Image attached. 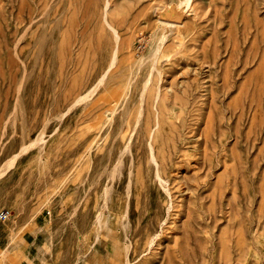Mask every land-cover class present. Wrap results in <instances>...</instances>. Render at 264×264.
Wrapping results in <instances>:
<instances>
[{"label":"rangeland","instance_id":"1","mask_svg":"<svg viewBox=\"0 0 264 264\" xmlns=\"http://www.w3.org/2000/svg\"><path fill=\"white\" fill-rule=\"evenodd\" d=\"M182 1L0 0V212L36 264H264V0Z\"/></svg>","mask_w":264,"mask_h":264},{"label":"crops","instance_id":"2","mask_svg":"<svg viewBox=\"0 0 264 264\" xmlns=\"http://www.w3.org/2000/svg\"><path fill=\"white\" fill-rule=\"evenodd\" d=\"M21 227V228H19ZM41 226L37 221L11 229L0 221V264H36L40 249Z\"/></svg>","mask_w":264,"mask_h":264},{"label":"bare ground","instance_id":"3","mask_svg":"<svg viewBox=\"0 0 264 264\" xmlns=\"http://www.w3.org/2000/svg\"><path fill=\"white\" fill-rule=\"evenodd\" d=\"M180 1H181V0H180ZM183 1H184V0H183ZM183 1H182V2H183ZM186 2H187V4H188V0H185V3H186ZM189 3H190V1H189ZM181 4H182V3H181ZM178 5L180 6V4H178ZM178 5H177V9L179 8ZM170 9H171V8H168L167 11L170 12ZM166 13H167V12H166ZM181 16H182V14H181ZM161 38H163V37H161ZM161 38H160L159 42L161 41ZM164 38H165V37H164ZM165 39H166V38H165ZM163 41H164V40H162V42H163ZM156 42L158 43V40H157ZM162 42H161V43H162ZM157 43H156V44H157ZM161 43H160V44H157L158 46L155 48V52H153V54H154L156 57H158L157 54H159V52L161 51V48H162V46L160 47ZM164 43H165V41H164ZM156 44H155V45H156ZM155 45H154V46H155ZM163 45H164V44H163ZM163 47H164V46H163ZM154 55H152V57H153ZM156 57H154L155 60L153 59V61H156ZM115 62H116V59L114 60V63H115ZM153 63H154V62H153ZM156 63H157V62H156ZM151 66L153 67L154 64H153V65L151 64ZM154 67L156 68L157 66H154ZM153 69H154V68H153ZM157 69H158V68H157ZM149 73H150V75H151V72H149ZM105 76H106V75H104V76L101 78V80H100L101 83L104 81ZM149 78L151 79V77H149ZM150 79H149V80H150ZM146 80H148V79H146ZM146 80H145V81H146ZM148 82H149V81L146 82L147 85L145 84V86H144L145 88L143 87V88H142V89H143L142 91H144V89H145V91H146V87H149ZM159 87H160V86H159ZM159 87H158V88H159ZM158 88H157V89H158ZM158 90H159V89H158ZM158 90H157V91H158ZM145 91H144V92H145ZM147 91H148V90H147ZM155 91H156V90H155ZM142 93H143V92H142ZM156 93H157V92H156ZM90 94H91V93H90ZM87 96H89V95H86V96H84V97H87ZM154 96H156V95H154ZM143 97H144V95L142 96V98H143ZM157 97H159V92H158V95L155 97V99H157ZM87 98H88V97H87ZM142 100H143V99H142ZM154 102H155V101H154ZM155 103H156V102H155ZM152 106H153V105H152ZM154 106H157V105H154ZM115 108H116V107H115ZM156 108H158V107H156ZM140 109L142 110L141 106H140ZM155 111H156V110H155ZM141 112H142V114H143V110H142ZM141 112H140V113H141ZM156 112H158V111H156ZM156 112H155L154 114H156ZM113 113H114V111H113ZM138 114H139V113H138ZM138 114H137V117H142V116H138ZM142 114H141V115H142ZM111 115H112V113H111ZM139 115H140V114H139ZM154 116H155V115H154ZM156 117H157V116H156ZM161 117H162V116H161ZM111 118H112V117H111ZM111 118H110V119H111ZM123 119H124V118H123ZM135 120H136L135 122H138V118L135 119ZM156 120H157V119H156ZM159 120H160V119H159ZM125 121H126V120H125ZM140 121H141V120H140ZM155 122L157 123V121H155ZM123 123H124V122H123ZM124 124H125V123H124ZM157 124H158V123H157ZM134 125H137V124H134ZM122 126H123V125H122V123H121V126H120V127H121V128H124V127H122ZM156 127H157V126H156ZM151 129H153V128H151ZM151 129H150V136H151V137H149V138H152V137H153V136L151 135V134H152V130H151ZM132 130H133V129H132ZM120 131L122 132V129H121ZM133 131H134V130H133ZM137 131H138V130H137ZM121 132H120V133H121ZM129 136H131V134H129ZM131 139H132V137H131ZM128 140H129V138H128ZM148 140H149V139H148ZM126 142H127L128 145H130V143H129L130 141H129V142L126 141ZM150 142H151V141H150ZM150 142H149V143H150ZM149 143H148V144H149ZM128 145H127V147H125V149H126V148H129V147L131 146V145H130V146L128 147ZM152 145H153V144L149 145V147H151V148H150V149H151L150 151H151V154H152V157H153V158H151V159H155V160H157V157H156V155H155V153H154V152H155V151H154L155 148H153ZM125 146H126V144H125ZM123 148H124V147H123ZM123 150H124V149H123ZM148 150H149V149H148ZM125 151H126V150H125ZM150 151H149V152H150ZM153 151H154V152H153ZM151 154H150V156H151ZM163 154H164V152H163ZM149 158H150V157H149ZM131 160H132V159H131ZM158 161H159V160H158ZM131 162H132V161H131ZM135 162H136V161H135ZM10 163H12V162H10ZM10 163H9V164H10ZM149 163L151 164V162H148V165H150ZM9 164H8V165H9ZM12 164H13V163H12ZM134 164H135V163H134ZM131 165L133 166V164H131ZM131 165H130V166H131ZM155 165H156V164H155ZM157 165H160V166H161V164H158V163H157ZM157 165H156V166H157ZM116 166H117V165H116ZM116 166H114V167H116ZM156 166H155V167H156ZM155 167H154V168H155ZM116 168H117V167H116ZM116 168H114V169L112 170V172H113ZM118 168H119V167H118ZM118 168H117V170H118ZM149 168H150V167H149ZM152 168H153V167H152ZM157 168H158V166L155 168V169H156V172H158V171H157ZM160 169H161V168H160ZM160 169H159V170H160ZM115 171H116V170H115ZM115 171H114V173H115ZM118 171H119V170H118ZM118 171H117L116 173H118ZM119 172H120V171H119ZM130 172H131V170H130ZM130 172H129V175H130ZM114 173H112V176L114 175ZM120 173H121V172H120ZM133 173H134V172H133ZM153 173L155 174V171H154ZM131 174H132V172H131ZM156 174H157V173H156ZM162 175H163V174H162ZM119 176H120V175H119ZM157 176H158V175H157ZM160 176H161V175H159V177H160ZM106 177H107V176H106ZM109 177H110V175H109ZM159 177H158V179H159ZM112 178L115 179L114 177H111V179H112ZM160 178H161V177H160ZM161 179H162V178H161ZM163 179H164V178H163ZM105 180H106V179H105ZM127 180H128V183H127L128 185H130L131 182H134V181H130L131 179H130V180L127 179ZM127 180H126V181H127ZM132 180H133V178H132ZM165 180H166V179H165ZM107 181H108V180H107ZM110 181H111V180H110ZM113 181H114V180H113ZM129 181H130V184H129ZM159 181L162 182L161 184H163V181H164V180H163V181L159 180ZM159 181H158V182H159ZM164 182H165V181H164ZM113 183H114V182H113ZM104 184H105V183H104ZM110 184H112V183L110 182ZM166 184H167V183H166ZM106 185H107V184H106ZM128 185H127L126 187H128ZM110 186H112V185H109V187H110ZM164 186H165V184H164ZM164 186H163V187H164ZM163 187H162V188H163ZM105 188H106V187H105ZM107 188H108V187H107ZM107 188H106V190H107ZM112 188H114V187H112ZM112 188H111V189H112ZM167 188H168V187H167ZM167 188H165V189H167ZM114 189H115V188H114ZM125 190H126V188H125ZM127 190H130V189L127 188ZM102 191H103V190H102ZM109 191H111V190H109ZM112 191H113V190H112ZM104 192H105V191H104ZM107 192H108V190H107ZM131 192H132V191H131ZM131 192H128V193H131ZM114 193H115V192H114ZM166 193H167V190H166ZM125 194H127V193H125ZM171 194H172V193H171ZM174 194H175V193H174ZM103 195H104V193H103ZM109 195H110V194H109ZM123 195H124V194H123ZM123 195H122V196H123ZM128 195H129V194H128ZM130 195H131V194H130ZM105 196H107V195H105ZM167 196H168V195H167ZM169 196H170V195H169ZM100 197H101V195H100ZM103 197H104V196H103ZM125 197H127V196L125 195ZM171 197H172V196H171ZM174 197H177V196H174ZM106 198H107V200H108L110 197H106ZM168 198H169V197H168ZM100 199H101V198H100ZM128 199H129V198H128ZM170 199H171V198H170ZM170 199H169V200H170ZM103 200H104V198H103ZM167 200H168V199H167ZM110 201H111V200H110ZM127 201H128V200H127ZM127 201H126V202H127ZM102 202H103V201H102ZM106 202L108 203L109 201H106ZM168 202H169V201H168ZM107 203H106V204H107ZM127 203H128V202H127ZM171 203H172V202H171ZM171 203H170V204H171ZM100 204H101V203H100ZM100 204H98V205H100ZM102 204H103V203H102ZM102 204H101V205H102ZM170 204L167 203V205H170ZM103 205H104V204H103ZM111 206H112V204H111ZM127 206H128V204H127ZM164 206H165V205H164ZM100 207H101V206H100ZM100 207H99V208H100ZM105 207H107V205H106ZM167 207H168V206H167ZM169 207H170V206H169ZM107 208H109V207H107ZM125 208H126V206H125ZM100 209H101V208H100ZM111 209H112V208H111ZM165 209H166V208H165ZM165 209H164V210H165ZM167 209H169V208H167ZM127 210H128V209H127ZM127 210H126V211H127ZM97 211H98V209H97ZM99 211H100V210H99ZM124 211H125V210H124ZM126 211H125L124 213L127 214L128 212H126ZM110 212H111V211H110ZM162 212H163V211H162ZM162 212H161V213H162ZM165 212H166V211H165ZM104 213H105V212H104ZM94 214H95V213H94ZM164 214H165V213H164ZM123 215H124V214H123ZM159 216H161V215H159ZM96 217H97V215H96ZM101 217H102V216H101ZM161 218H162V217H161ZM171 218H172V217H171ZM171 218H168V219H171ZM179 218H180V217H179ZM159 219H160V218H159ZM168 219H167V220H168ZM97 220L100 221V219H97ZM108 221H109V219H108ZM156 221H157V219H156ZM159 221H160V220H159ZM162 221H163V220H162ZM162 221H161V222H162ZM164 222H165V220H164ZM109 225H110V223H109ZM159 225H160V224H159ZM159 225H158V226H159ZM91 226H92V224H91ZM106 227H107V225H106ZM104 228H105V227H104ZM150 235H151V234H150ZM96 236H97V235H96ZM152 238H153V237H152ZM152 238H151V240H153ZM149 242H150V241H149ZM152 243H153V241H152ZM137 246H138V245H137ZM149 246H150V243H149ZM129 247H130V246H129ZM130 248H131V247H130ZM146 250H147V248H146ZM130 251H131V250H130ZM140 253H141V252H140ZM140 253H139V254H140ZM137 256H138V254H137ZM125 258H126V257H125ZM124 264H132V263H130V260H129L128 257H127V259H126V261L124 262Z\"/></svg>","mask_w":264,"mask_h":264},{"label":"built area","instance_id":"4","mask_svg":"<svg viewBox=\"0 0 264 264\" xmlns=\"http://www.w3.org/2000/svg\"><path fill=\"white\" fill-rule=\"evenodd\" d=\"M10 216H11V211L8 209H4L0 212V220L5 221V220L9 219Z\"/></svg>","mask_w":264,"mask_h":264}]
</instances>
